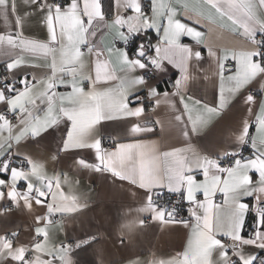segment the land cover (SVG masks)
<instances>
[{
	"label": "crops",
	"instance_id": "obj_1",
	"mask_svg": "<svg viewBox=\"0 0 264 264\" xmlns=\"http://www.w3.org/2000/svg\"><path fill=\"white\" fill-rule=\"evenodd\" d=\"M66 2L67 0H62L61 5ZM78 3L91 14L92 23L88 31L84 32L79 28V19L75 12L64 16L61 22L69 42L62 53L58 51L55 56L41 59L27 53L24 55L25 60L38 66H22L9 72L6 64L16 59L19 50H11L7 55H2L6 49L0 45V64L7 69L12 84L15 85L8 96L3 94L2 98L6 102L0 104V110L7 106L19 113L15 122L0 117V166H3V162L8 158H13L15 164L9 169V175H13L11 169L16 168L18 171L14 174L15 177L27 174L29 181L37 187H43L47 179H54L58 173H66L65 183L61 175L64 191L79 195L80 203L84 207L80 211L69 212L52 197L43 205L37 204L35 191L24 195L27 190L24 181H20L14 188L10 183L2 189L4 195L0 198V264H151L154 259L167 260L177 253H183L186 246L191 247L189 240L194 235L195 256L199 259V264H229L230 250L227 249L226 259L223 249L213 246L206 234H194L192 225L196 221L192 217L176 220L188 221L186 227L183 223H172L167 218L163 223L159 219L154 220L151 210L141 212V208L148 207V192L139 187V180L137 183H130L108 172H95L78 166L75 162L77 156L95 162L90 149L61 152L69 123L67 117H62L58 125L42 135L31 138V128L35 125L36 118L44 120L48 114L47 97L43 95L45 92L51 96L52 108L57 113L63 108L81 121L93 117L95 102L89 94L116 85L115 81L96 83L104 73L101 61H110L118 76L125 81L141 76L144 78L145 84L133 88L138 101L141 97L144 98L145 114L140 118L141 122L159 119L162 126H156L154 134L146 133L139 137L140 139L155 141L160 152L191 145L182 154V159L174 163L171 173L162 169L156 170L155 175L161 177L164 186H153L152 197L157 190H168V187L178 189L174 192L182 191L186 200H190V197L195 200L197 195L201 194L202 199L197 201L195 212L201 217V223L207 220L214 230L215 217L220 211L217 206L224 205L230 212L224 230L238 242L232 250L243 256L245 264L251 259V253L258 251L259 256L264 257V249L255 246L264 243V228L257 231L256 225L257 216L264 215L261 210L264 206V193L260 192L264 185L257 183L261 179L258 173L264 174V164L256 163V171H250L253 168L251 161L254 159L251 152L243 158H234L232 166L223 174L214 168L217 158L241 150L243 144L236 137L240 134L242 122L244 119H254V114L248 112L245 97L251 94L252 90L255 91L252 95L258 101L264 99L260 80L253 81L237 93L219 117L214 118L199 134H190L187 140L182 136V130L174 126V121L169 123L174 113L163 98V93L167 92L176 107H182L179 104V96L171 95L176 91L174 82L180 71L164 58V47L169 41L170 48H175L177 44L189 45L191 48V53L188 54L190 58L186 63L193 78L184 89L185 99L187 96H193L213 105L217 100L219 85L218 57L224 55L225 49L251 50V43L242 36L225 35L223 40L213 45L217 54V58H214L188 35H179L177 40V34L186 29L177 28L176 20L193 29L205 31L185 15V10L189 7H200L214 13L215 9L210 8L205 0H100L103 19L100 18L101 9L97 0H78ZM145 4L149 6L147 12L143 11ZM137 7L140 10L134 11ZM29 11L23 0H5L0 4V32L15 29L17 23H20L26 35L46 39V30L39 23L41 14L26 17L25 13ZM261 15L264 16V13ZM87 23L86 18L85 24ZM149 23L152 27L147 26ZM157 26L159 33L154 30ZM144 31H147V37L145 45H142L143 56L136 55L140 44L134 52L116 44L117 40L122 42ZM162 36L166 37L163 42ZM81 40L86 42L80 43ZM157 48L160 49L159 54ZM125 49L129 62L140 60L147 67L140 69L138 65H134V70H128L127 65L122 64ZM196 51L202 53V60L195 59ZM149 58L153 59V63H149ZM156 64L161 67L157 69ZM148 71L151 76L146 75ZM22 76L27 77L26 85L19 83ZM50 84L54 87H49ZM81 87L83 92L80 91ZM151 87L161 93V97H156L161 98V103L155 106L154 112L147 111L153 108V102L148 98V89ZM29 98L34 99L38 107L29 103ZM131 99L132 96H129V101ZM22 107L31 110L32 117H29L27 112L22 113ZM258 108V104L254 106V110ZM134 122L136 121H106L94 130L90 139L94 140L99 136L104 148H107L104 141L114 136L119 138V142H125L131 139L126 135L127 127ZM24 130H27L26 136ZM250 130L255 134L254 124ZM114 147L115 144L111 148ZM29 160L33 165L42 166L43 180L31 175ZM248 174L252 178L249 187L256 189L252 196L244 195L245 189L241 188L247 184ZM10 191L12 199H9ZM217 194H220L221 198H216ZM257 195L260 197L259 204L255 203ZM245 204L248 205L247 209L244 208ZM245 215L246 219H243ZM141 220L143 225H140ZM36 236H40V239L36 240ZM225 237L229 236L221 235L217 239L223 242ZM70 241H73L74 245H70ZM26 255L28 257L25 259Z\"/></svg>",
	"mask_w": 264,
	"mask_h": 264
},
{
	"label": "snow or ice",
	"instance_id": "obj_2",
	"mask_svg": "<svg viewBox=\"0 0 264 264\" xmlns=\"http://www.w3.org/2000/svg\"><path fill=\"white\" fill-rule=\"evenodd\" d=\"M4 2L5 0H0V4ZM23 2L24 5L30 9L28 13H25L26 17L35 16L37 13L41 14L39 23L46 30L47 38L39 39L35 36L26 35L23 25L20 23H17L15 29L0 32V45L4 46L6 49L2 55H7L11 50H19L16 59L8 61L6 64L9 72H12L14 68L22 66H38L24 59L26 53L31 54L36 59L55 56L58 51L62 53L69 42V38L66 35L65 27L61 20L70 12H75L77 14L79 28L83 29L84 32L88 31L92 23L91 14L86 9L81 8L78 0H67L63 5L57 2V0H23ZM205 3H207L210 8L215 9V12L205 11L200 7H189L185 10V15L192 19L193 24H199L205 31L201 32L199 29H193L191 26L184 25L181 21L176 20L175 25L177 28L186 29V31L177 34V40L179 35H188L189 38L202 45L207 50L209 56L214 58H217V54L213 45L223 40L225 35L242 36L248 40L253 47L251 50L236 48L225 49L224 55L218 57L219 85L217 100L213 105L201 99H196L193 96H187V99H185L186 94L184 89L188 81L193 78L188 71L186 63V60L190 58L188 55L191 53L190 46L177 44L175 48H170L171 41H169V44L165 45L164 58L180 71L179 77L174 82L176 91L171 95L179 96V104L182 107L177 108L175 102L170 99L169 93L167 92L163 93V98L169 105L172 113H174L172 121L169 123L172 124L174 121V126L182 130L181 134L186 140L190 138V134L197 135L207 128L214 118L221 115L234 96L253 81L259 79L262 90H264V52H262V49H264V16L261 15V13H264V0H205ZM97 4L100 5V18L103 19L100 0H97ZM139 10V7L134 9V11ZM188 13L192 15H188ZM174 15L175 13H173V16ZM86 18L88 21L87 24H85ZM147 26L152 27V24L149 23ZM154 30L159 33L158 26L155 27ZM257 31L260 32V37H257ZM92 35L94 36L95 33L93 32ZM165 39L166 37L162 36L161 42ZM85 42V40L80 41V43ZM156 51L159 54L160 49L157 48ZM136 55H144L142 45L138 46ZM195 59H203L200 51H196ZM149 63H153L152 58H149ZM101 64L104 68V73L96 83L115 81L116 85L89 94L91 100L95 102L93 117L87 121H81L63 108L57 113L55 109L52 108L51 96L45 92L43 95L47 97L48 114L44 120H40L38 117L36 118V123L31 128V138L35 139L42 135L50 128L58 125L62 117H67L69 123L65 133L64 145L60 149L61 152L85 148L90 149L94 154L95 162L93 163L77 156L75 162L78 166L87 167L95 172H108L110 175L118 179H126L130 183H137L139 180V187L145 188L148 192L146 197V204L148 207L141 208V212H148L151 210L154 220L159 219L163 223L165 218H167L172 223H183L187 227L188 221L175 220L174 208L167 212L164 208H157L152 198L151 188L153 186H164L161 182V177L155 175L156 170L162 169L171 173L174 163L182 159V154L187 148H190L191 145L185 148H172L160 152L155 141L140 139L139 137L146 133L154 134L156 126H162L159 119L141 122L140 118L145 114L144 98L141 97L138 101L133 92V88L137 85L145 84L144 78L141 76L130 81H125L118 76L117 70L111 66L110 61H101ZM122 64H126L128 70H134V65H138L140 69L147 67V65L140 60L129 62L127 49L124 51V60ZM233 64L235 65V71H233ZM155 66L157 69L161 67L159 64ZM19 83L21 85H26L28 83L27 77H20ZM6 87L9 92H12L15 85L7 84ZM33 87H35V85H33ZM49 87H54V85L50 84ZM80 91L83 92L82 87ZM129 96H132L131 101H129ZM2 97L3 89H0V104L6 102ZM156 97H161V93L155 87L149 88L148 98L153 102V108L147 109L148 112H154L155 106L161 103V98L157 99ZM29 103L34 107H38L34 99L29 98ZM245 103L248 105V112L254 114V119L243 120L240 134L236 139L241 144L250 145L254 157L251 161L253 168L250 171H256V163L264 164V99L258 101L255 96L248 94L245 97ZM257 104L259 108L258 110H254V106ZM21 111L22 113L27 112L29 117L33 115L32 111L25 107H22ZM113 112H122L123 114L113 115ZM109 120H135L136 122L130 123L127 127L126 135L131 137V139L125 142H119V138L114 136L111 140L115 144V147L111 149L103 147L99 136L91 140L90 137L94 130L98 128L99 125ZM253 124L256 129L255 134L250 132V128ZM24 131L26 136L27 130ZM17 142H19V139ZM232 154L235 155V153ZM11 163V159L5 160L3 166H0V177H4L0 178V198H3L4 195L2 189L8 187L10 183L14 188L15 185H19L20 181H24L27 186L24 195H30L35 191L37 193V204L43 205L49 197H52L53 200H58L63 204L69 212L80 211L84 207V205L80 203L79 195L72 191H64L61 175H63V183H65L67 182L66 173H58L54 179H47L43 187H37L29 181L27 174L15 177L14 174L18 171L16 168L11 169L13 175L10 176L9 165ZM29 164L31 175L38 180H43L42 166L33 165L30 160ZM258 175L261 176V179L258 180L257 183L264 185V174L258 173ZM169 178L171 179V176ZM192 179H194V177H192ZM251 184L252 178L251 175L248 174L247 184L241 186V188L245 189L244 195L252 196L256 191L255 188L249 187ZM174 190L178 191V189L168 187V191ZM237 191H239V189ZM260 192L264 193V187L260 188ZM12 198V193L10 191L9 199ZM189 199L195 202L193 197ZM255 203H260L259 195L256 196ZM217 207H219L220 211L215 217V230L213 229V225L208 223L207 220L201 223V217L192 208L187 209V211L196 221V223L192 225L194 234H206L213 246H219L223 249V256L227 259V246L224 245L221 240L217 239V237L221 235L230 237V234L224 230L230 212L224 205ZM247 207L248 205L245 204L244 208L247 209ZM243 219H246V215ZM243 219L240 223L241 232L243 231ZM37 222H39V217H37ZM140 225H143V220L140 221ZM256 225L257 231H259L260 228H264V215L257 216ZM194 239L195 235L189 240V245L191 247L186 246L183 253H177L167 260L154 259L151 261V264H199V259L195 256L196 248L193 244ZM240 239H243V237H240ZM247 243L254 244L255 242L247 241ZM80 246L82 245H77V247ZM255 246L258 249H264V243ZM234 255H237L241 264H245L241 254L234 253ZM250 256L251 259L247 264H254V262L255 264H264V257H260L258 251L251 253ZM21 259H23V256H21ZM229 264H235V261L229 260Z\"/></svg>",
	"mask_w": 264,
	"mask_h": 264
},
{
	"label": "built area",
	"instance_id": "obj_3",
	"mask_svg": "<svg viewBox=\"0 0 264 264\" xmlns=\"http://www.w3.org/2000/svg\"><path fill=\"white\" fill-rule=\"evenodd\" d=\"M57 2L62 4V0H57ZM148 9H149V6L145 4L143 6V11L147 12ZM256 35L257 37H260L261 34L260 32H257ZM116 44L129 49L131 45V38L125 41H122V42L117 40ZM134 51L136 50H133V52ZM262 52H264V49H262ZM232 67H234V64L232 65ZM146 75L151 76V72L148 71ZM7 84H12V78L10 74L8 73L7 69L2 64H0V89H3L4 96H8L11 93L7 90V87H6ZM250 93L255 94V91L251 90ZM0 117L9 122H15L19 118V113L17 111L10 110L7 106H4L0 110ZM250 132L252 133L251 130ZM113 145L114 143L111 139H106L104 141V146L107 148H111L113 147ZM251 152L252 151H251L250 145L243 144L241 147V150L235 153V155H233L232 153H228L222 157L217 158L215 160L214 168L216 171L223 174L226 170H228L232 166L234 158L236 157L243 158L244 156H246L247 154ZM9 159H11L12 161V163L9 165V169H10L15 164V161L13 158H8V160ZM215 197L219 199L221 198V195L217 194ZM152 198H153L154 203L157 206L164 208L166 212L171 211L174 208L175 209V220H181V219L191 218L187 209L192 208L195 211V208H196L195 202L202 199V195L201 194L197 195V197L194 200L195 202H193L192 200H186L183 197L182 191L174 192V191H168L167 189H160L154 193ZM261 210L264 214V206L261 207ZM146 222H148V220H146ZM35 238L36 240H39L40 236H36ZM223 242L227 246V249L230 250L229 260L235 261V264H241L237 255H234L235 253L234 250H232L237 246L238 244L237 240L230 238V237H225L223 238ZM69 243L70 245H74L73 241H70ZM27 257L28 255L25 256V259ZM229 260H228V263H229Z\"/></svg>",
	"mask_w": 264,
	"mask_h": 264
},
{
	"label": "trees",
	"instance_id": "obj_4",
	"mask_svg": "<svg viewBox=\"0 0 264 264\" xmlns=\"http://www.w3.org/2000/svg\"><path fill=\"white\" fill-rule=\"evenodd\" d=\"M147 31L143 32V33H139V34H135L134 36H132L131 38V45L129 47V51L130 52H133V50H136L137 46L140 44V45H145L146 43V40L145 38L147 37Z\"/></svg>",
	"mask_w": 264,
	"mask_h": 264
}]
</instances>
